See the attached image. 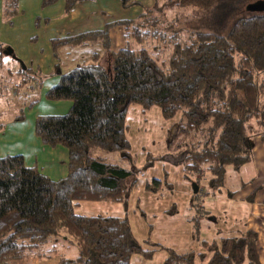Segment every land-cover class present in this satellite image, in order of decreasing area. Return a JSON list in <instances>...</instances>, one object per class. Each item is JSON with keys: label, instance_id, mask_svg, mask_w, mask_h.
<instances>
[{"label": "trees", "instance_id": "16d2710c", "mask_svg": "<svg viewBox=\"0 0 264 264\" xmlns=\"http://www.w3.org/2000/svg\"><path fill=\"white\" fill-rule=\"evenodd\" d=\"M58 1L40 4L45 8ZM62 1L63 13L68 15L86 0ZM252 1L264 3L168 0L174 7H191L202 15L187 23L184 33L158 36L159 44L152 51L144 45L150 35L159 34V14L152 11L135 21L115 20L70 40L65 37V42L55 41L73 40L70 44L80 47L99 43L110 57L104 66L94 53L88 62L60 75L44 95L51 102L71 103L66 114L40 115L34 123L41 144L67 150L63 178L51 180L27 166L22 155L0 157V264H28L32 257L56 256L55 246L63 239L79 253L74 259L59 257L54 264H130L135 255L149 260L157 251L164 253L162 264H261L254 230L196 240L197 249L178 252L151 244L148 236L149 247L143 248L125 216L75 213L81 202L123 204L129 199L138 170L107 163L103 154L129 158L125 131L131 105L159 109L162 119L170 122L167 146H174L172 158L178 159L183 179L197 184L192 178H206L212 197L227 188L229 170L238 172L253 161L255 138L264 148V14L247 10ZM18 2L3 0V18L9 23L19 14ZM134 3L121 1L123 7ZM112 30L127 38L143 36L139 48L112 51L108 42ZM2 51L0 45V56ZM152 160L149 157L146 166ZM166 184L152 178L143 191L155 195ZM236 193L227 192V199ZM258 193H264V181L243 201L253 203ZM192 194L193 199L199 192ZM189 206L193 207L192 201Z\"/></svg>", "mask_w": 264, "mask_h": 264}, {"label": "rangeland", "instance_id": "374dc122", "mask_svg": "<svg viewBox=\"0 0 264 264\" xmlns=\"http://www.w3.org/2000/svg\"><path fill=\"white\" fill-rule=\"evenodd\" d=\"M133 1L134 4L123 7L116 0H86L85 5L82 3L76 6L73 12L66 15L63 13L62 0L45 8L41 7L39 0H22V8L19 11L23 17L15 26L13 24L9 26L11 27L9 31L15 34H9L6 39L0 40L3 48L0 56V125L18 123L7 130L6 138L12 141L13 139L8 136L20 129V137L25 140L23 145L15 147L23 150L25 164L28 166L36 164L37 169L51 180H59L66 174L67 150L63 147L50 148L42 144L40 150L34 152L35 149L27 147L36 145L35 119L40 115H64L71 103L51 102L41 96L45 78L48 73H52L55 66L57 72L53 71L56 74L54 77H59L88 62L94 53L99 54L100 64L104 66H107L110 57L99 43L88 42L80 47L76 44L71 45L73 40L64 43L65 40L72 38H63L64 42L60 44L55 41L62 37L102 29L111 21H135L143 12L152 11L159 14V34L150 35V39L148 37L144 44L152 51L151 49L159 44L158 36L165 34L170 37L177 32L184 33L187 29L186 24L202 15L191 7H174L173 3H167L168 0ZM252 4L255 3L252 1L250 5ZM260 13L264 14V11ZM152 29L154 31L155 26ZM108 36L112 51L125 47L139 48L143 39V36L139 40L133 35L124 37L119 30H112ZM17 39L21 41L17 43ZM6 48L11 49L21 63L5 55ZM166 53L168 52L160 53L159 58H164ZM15 125H19V128ZM126 126L125 137L129 142L127 152L129 158H124V155L118 153L103 156L107 163L128 170H132L133 167L138 170L137 182L129 194V199L123 204L81 202L75 209L76 214L125 216L132 234L143 248L149 247V244L145 243L148 236L151 244L157 243L178 252L197 249L196 240H218L223 233L229 231L253 229L259 234L258 230L261 228L264 234L262 203L264 193L257 194L254 204L243 201V198L264 181L263 146L258 138L252 141L253 162L238 172L228 171L227 188L221 196L210 195L206 178L198 181L192 178L191 181L198 182L195 183L197 185L195 194L199 192V195L192 199L191 188L194 182H186L183 179L182 168L176 163L178 159L172 158L174 146L168 149L166 140L170 122L162 119L159 109L152 107L143 110L131 105L126 115ZM38 147L36 146V149ZM95 155L101 153L95 151ZM149 157L153 160L146 166ZM259 169L261 174L257 178ZM152 178L167 183L155 195L143 191L144 183ZM251 179L255 181L248 185ZM241 183L245 184L243 190L240 188ZM234 191L237 192L235 197L228 200L227 192ZM203 192L209 195H204ZM191 201L192 208L189 206ZM195 220L198 222L197 235L192 233V230H195V224L193 228ZM63 240H59L55 246L56 256L52 254L46 257L44 254L41 258L32 257L28 264H54L59 257L76 258L78 248L74 244H69L68 239ZM46 249H49V245L44 247V250ZM163 259L164 253L157 251L149 260L135 255L131 258L130 264H162ZM262 260L264 261L263 257Z\"/></svg>", "mask_w": 264, "mask_h": 264}, {"label": "crops", "instance_id": "0c3cea01", "mask_svg": "<svg viewBox=\"0 0 264 264\" xmlns=\"http://www.w3.org/2000/svg\"><path fill=\"white\" fill-rule=\"evenodd\" d=\"M39 2L41 3V0H39ZM116 2H120V4H121L120 0H116ZM18 4H19L18 5L19 9H21L22 8V0H19ZM83 4L85 5V3H83ZM18 15H19V17H18ZM18 15L13 20H11L10 23H9V21L5 20L3 18V0H0V40L1 39H6L9 34L10 35H14L15 34V33H11V31H9V30H11V27H9V26H11L12 24L15 26L16 22H19L18 20L23 17L22 14H21V11H19ZM73 36H75V35H73ZM73 36H67V37L70 38V37H73ZM62 38H65V37H62ZM19 41H21V40L17 39V43ZM69 47H71V46H69ZM53 65L55 66V64H53ZM54 68L52 70V73H48L49 75H47L46 78H45L44 87L42 88V91H41V96H44L46 91L48 89H50L51 87H53L54 85H56L57 82H58V77H54V76H56V74H54V72H53V71L57 72V68H56V66ZM59 73L61 74V71H59ZM13 124H18V123H13ZM13 124L12 123H8V124H4V125L1 124L0 125V157L5 156V155H23V159H24L23 150H21L20 148H17L18 145H21V144L23 145L24 140H25V138L22 139L20 137L21 136L20 129H17V131L15 130V133L13 135L8 136V138L13 139L12 141H9L6 138L7 130H9L11 127H13ZM15 126H17V128H19L18 127L19 125H15ZM35 142H36V145H34V146H29V147L24 146V147H27L28 149L33 148V149H35L33 151L37 152V150L38 151L40 150V145H42V144L40 143V141L37 138H35ZM15 145L17 147H15ZM36 146H39V147L36 149ZM263 154H264V148H263ZM32 167H36L37 168L36 164H32ZM263 167H264V162H263ZM260 174L261 173H260V169H259V171L257 173V178H259ZM262 176H263L262 178L264 179V175H262ZM245 203L254 204L255 201L253 203H249V202H245ZM262 203H264L263 199H262ZM246 230H249V229H246ZM250 230H253V229H250ZM241 231H244V230H241ZM258 231H259V234H258V232H256V231L255 232L258 235V248H259V254H260V262H261V264H264V261L262 260V257L264 258V234L262 233V229L261 228ZM237 232L238 231H233V232L229 231V233L228 232L227 233H223V235L233 234V233L235 234ZM261 251L263 252L262 254H261Z\"/></svg>", "mask_w": 264, "mask_h": 264}, {"label": "water", "instance_id": "95a60500", "mask_svg": "<svg viewBox=\"0 0 264 264\" xmlns=\"http://www.w3.org/2000/svg\"><path fill=\"white\" fill-rule=\"evenodd\" d=\"M247 10L250 12H257L260 13L262 11H264V3L262 2H257L255 4L249 5L247 6ZM5 55L11 56L12 58H14L15 60H18L15 55H13V51L9 48L5 49L4 52ZM19 61V60H18ZM20 62V61H19ZM21 63V62H20ZM23 64V63H22ZM192 192L195 194L197 192V185L195 183L192 184Z\"/></svg>", "mask_w": 264, "mask_h": 264}]
</instances>
